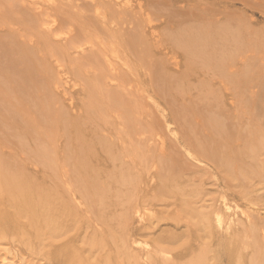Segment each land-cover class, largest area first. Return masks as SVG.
<instances>
[{"label": "bare ground", "instance_id": "bare-ground-1", "mask_svg": "<svg viewBox=\"0 0 264 264\" xmlns=\"http://www.w3.org/2000/svg\"><path fill=\"white\" fill-rule=\"evenodd\" d=\"M0 264H264V0H0Z\"/></svg>", "mask_w": 264, "mask_h": 264}, {"label": "rangeland", "instance_id": "rangeland-1", "mask_svg": "<svg viewBox=\"0 0 264 264\" xmlns=\"http://www.w3.org/2000/svg\"><path fill=\"white\" fill-rule=\"evenodd\" d=\"M240 3V2H239ZM256 12V11H255ZM257 14H255L254 16L257 18V19H259V20H261L262 19V16L260 15V13H258V11L256 12Z\"/></svg>", "mask_w": 264, "mask_h": 264}]
</instances>
